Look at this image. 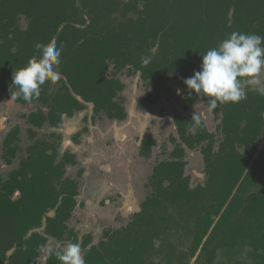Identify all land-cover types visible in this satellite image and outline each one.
I'll return each mask as SVG.
<instances>
[{"label":"trees","instance_id":"obj_1","mask_svg":"<svg viewBox=\"0 0 264 264\" xmlns=\"http://www.w3.org/2000/svg\"><path fill=\"white\" fill-rule=\"evenodd\" d=\"M20 19L25 25L19 24ZM234 31L264 36V0H0V94L15 93L12 73L38 55L37 43L55 42L62 48L61 79L54 87L45 82L38 98L15 99L48 110L28 117L35 128L46 124L56 128L64 117L84 109L85 103L96 114L123 120L119 95L124 85L119 74L126 69L153 89L173 79L186 100L201 97L210 106V98L187 89L184 80L200 70L201 53L218 47ZM222 108L225 130L236 133L233 138L245 145L246 156L230 152L221 170L208 175L205 187H190L181 163L159 165L148 182L152 193L126 227L107 231L95 246L88 247L91 238H84L86 264H150L157 253L169 254L170 264L178 251L164 238V224L169 221L180 228L182 223L196 250L224 207L204 248L216 240L215 251L234 254L228 264H264V150L245 173L264 125V95L247 91L245 99L224 103ZM179 131L194 149L197 136L184 138V131ZM28 132L33 143L26 159L6 181L0 179V264L7 259V264H33L44 252L47 237L64 238L76 206L77 183L64 177L66 167L75 164L74 156L65 152L59 157V135L34 140L36 133ZM19 139L18 128L6 135L7 163L19 152ZM143 155L148 157L149 151ZM253 188L256 193L245 198ZM16 192L20 196L13 199ZM169 205L178 208L181 222L178 211L176 217L161 215ZM52 210L54 216H47ZM43 217L46 236L29 233L41 226ZM54 252L46 264H61ZM208 257L213 263L216 255Z\"/></svg>","mask_w":264,"mask_h":264},{"label":"rangeland","instance_id":"obj_2","mask_svg":"<svg viewBox=\"0 0 264 264\" xmlns=\"http://www.w3.org/2000/svg\"><path fill=\"white\" fill-rule=\"evenodd\" d=\"M19 24L25 25V22H23L22 19H20ZM119 78L121 79V82L124 85V89L120 93V97L123 99L124 108H130V115L132 118V121L134 122V128L136 133L138 132L140 136H142L146 131L149 130L150 136L153 138H156L160 143L161 147L165 146L167 144L171 145L173 147L174 142L172 140H175L176 135L172 132L173 126L171 123H173L172 115L173 112L176 111V105L177 108L181 109V100L182 97L179 95L181 93V90L179 89L177 83L171 79L165 89H162L159 92V98H160V104L159 106H155L153 111L156 114V117H160L159 120H155L154 115H149L150 109L145 110H136L137 102L140 101L143 97L147 96L151 93V89L147 86V83L144 82L139 74H131V69L123 70L119 74ZM257 83L255 84H248L245 86L246 90L249 91H260L262 94H264V70L261 71L259 76L257 77ZM57 82V81H56ZM56 82H52V87L56 84ZM179 90V92L177 91ZM184 104V103H183ZM160 106H162L160 109ZM41 106H38V104H28V105H21L16 103L13 99H11V94L9 93H2L0 94V179L3 181L7 177L10 171L16 170L19 164V160H23L26 157V149L31 146L33 143V140H31V136L28 134L27 129L30 127L25 123V120L23 119L25 114L30 112H35L37 109H39ZM91 105L86 104L85 108L81 110L82 112L87 113L85 118H82L81 124H87V120L90 116L91 112ZM28 110L27 113H25V110ZM138 109V108H137ZM186 115L187 117L192 116L195 114L197 120L203 121L204 125L208 127V130L210 133H217L216 128L218 125V118L217 115L211 111V108L204 103L201 99H198L194 104H187L186 106ZM106 118L103 113L95 114L93 113L91 117V121H94V119H101ZM126 119V117H125ZM159 121V122H158ZM80 126L79 124L75 125L72 123H63L57 128H50L48 126H45L42 130H39L37 132V138H43L45 136L50 135L51 133L57 134L59 132V135L61 137L60 140V147H59V154L60 156L67 152H71L70 145H73L74 135L71 130L73 128ZM75 126V127H74ZM18 128L19 129V142L17 143L19 146L20 151L17 154V157L14 158L11 161L10 165H7L5 161L1 158L2 156V141L4 137L8 134V132L11 129ZM83 134V129H81L80 133L77 134V137L79 135ZM153 134V135H152ZM217 135V134H216ZM174 137V139H173ZM75 137V141H76ZM169 146V149L171 148ZM166 150V148H163L160 153H157L156 158L149 160V166H154L155 163H158L160 161L169 160L170 156L169 153L163 152ZM264 150V130L263 134L259 140L257 153ZM198 151V150H196ZM196 151H188L185 160H186V171L185 174L187 178L189 179V184L191 187L202 183L203 181V171L200 167V160H199V153ZM74 173V172H73ZM236 192V191H235ZM233 191V195L235 194ZM152 193L150 188H147L145 191V194H141L139 197L141 200L137 203L138 207H135L137 209L141 210L142 203L144 202L145 198L147 196H150ZM256 193V188L251 189L248 194H245V198H248L250 195H254ZM145 197V198H144ZM19 197H16L13 195V199H18ZM244 203L247 204V200H244ZM132 206V205H131ZM130 208V207H129ZM122 209V208H121ZM120 209V214L117 215L115 218V222L112 226H109V223H104L106 225H100L99 227L95 225V227H87L91 231L92 234V241L91 244L88 246H95L98 245L99 242L103 239L104 234L107 231H118L123 229L130 221V218L132 217V214H126L122 215ZM176 207H167L164 206V209L161 212V215L164 217V219H167L168 216L176 217L177 211H178V219L177 221L181 222L180 219V212L177 210ZM225 210V207L223 208L221 214ZM54 212V210L50 211ZM47 213L48 214L50 213ZM83 212H79V215H81ZM220 214V216H221ZM72 215V214H71ZM93 216L87 217L86 215L83 216V219L80 220V224H88L89 222H94L92 218H96V213L92 214ZM121 216L125 217L126 220H122ZM215 217L213 219V225L208 233V235L203 239L202 244L199 248L194 250L192 239L190 236L187 235L186 227L182 223L180 228L173 227V224L169 221L164 224L163 231H164V238L169 239V246L175 248L178 251V256L176 258H173L170 264H219V262L228 264L229 258H232V260L235 258L234 254H228L227 250L218 249L215 251L214 246L217 245V242L215 240L213 246L205 249V243L207 241V237L211 233V231L214 229L215 225L217 224L219 217ZM53 217V216H52ZM162 217V218H163ZM98 224V223H97ZM104 227L102 230H99L98 228ZM46 227V221L43 217L41 226L35 229H32L29 233L36 232L42 235L44 234ZM92 228V229H91ZM46 236V235H45ZM77 237V235H76ZM75 237V238H76ZM85 237H88L87 235H84L82 237H77V241H79L81 244ZM75 238H70L69 236H66L62 238L61 240H55L51 239L50 237H47V242L44 245V248H51L53 251L57 250V245L63 246L64 243L67 241H73L75 242ZM14 248L10 249L8 252L12 251ZM211 250L212 253H211ZM7 252V253H8ZM211 254V256H215V261L213 263H210L211 258L208 256ZM169 254L167 253H157L153 256L150 264H168L167 263V257ZM208 255V256H207ZM49 253L43 252L35 261L33 264H46V261L48 259ZM8 263V259L4 264Z\"/></svg>","mask_w":264,"mask_h":264},{"label":"crops","instance_id":"obj_3","mask_svg":"<svg viewBox=\"0 0 264 264\" xmlns=\"http://www.w3.org/2000/svg\"><path fill=\"white\" fill-rule=\"evenodd\" d=\"M130 110L125 108L126 119L123 121L107 117L91 121L93 109L87 124H81L82 118L88 115L81 111L62 121V124L75 125L80 122V126H74L71 130L76 135L73 145H70L71 152H68L76 158V165H68L64 176L78 184L76 206L66 222L68 231H73L77 237L87 235L92 241L91 231L87 227H99V224L107 223L112 226L121 208L122 215L128 213L133 216L140 211L135 207H138L137 203L141 200L139 196L144 195L148 188L154 166H149L151 159L138 155L136 146L139 143L135 142L137 133ZM81 129L83 134L77 137ZM79 212L83 213L79 215ZM95 213L96 218H92L94 222L79 223L84 215L91 217ZM121 218L126 220V216ZM104 227L107 226L98 229Z\"/></svg>","mask_w":264,"mask_h":264},{"label":"clouds","instance_id":"obj_4","mask_svg":"<svg viewBox=\"0 0 264 264\" xmlns=\"http://www.w3.org/2000/svg\"><path fill=\"white\" fill-rule=\"evenodd\" d=\"M34 47L38 55L12 73L11 84L16 91L11 99L31 101L39 97L45 82L61 79L58 69L62 48L55 42L37 43ZM201 54L200 70L184 80L187 89L209 97L212 108L217 102L238 103L246 98L243 85L257 83V77L264 70V36L234 31L218 47ZM42 251L53 253L51 248ZM54 254L61 264H86L79 241H67L62 247L57 245Z\"/></svg>","mask_w":264,"mask_h":264},{"label":"flooded vegetation","instance_id":"obj_5","mask_svg":"<svg viewBox=\"0 0 264 264\" xmlns=\"http://www.w3.org/2000/svg\"><path fill=\"white\" fill-rule=\"evenodd\" d=\"M169 81L170 80H168V82L163 87H161L160 89H153V88L149 87L151 89V93L148 94L147 96L143 97L140 101L137 102L136 106H137L138 109L136 108V110L139 111L140 109L141 110L150 109L149 115H154L153 117H155V120L156 119L159 120L160 117L159 118L156 117V114L153 111V109L155 108V106H159V104H160L159 92L162 89H165L167 87ZM246 85H248V84H245L243 86L245 92H247V91L248 92H252V91H249V90L245 89ZM256 92H260V91H256ZM179 95H181V97H182L181 109L177 108V105H176V107H175L176 111L173 112V115H172L173 123H171L172 126H173V131L172 132L176 135L175 140H172V142H174L173 147L171 145H169V144L161 147L160 143H158L159 141L156 138H154V137L152 138L150 136L151 131L149 132V130L146 131L142 136H140L139 133L137 132V135L135 137V142L139 143V145L136 146V147H138V155L142 156V157H144L146 159H151L152 160V159L156 158L157 153H160L163 148H166V150H164L163 152L168 151L167 153H169L168 155L170 156V159L155 163L154 164V169L157 168L159 165L164 164V163H173V162L181 163V165H182V175H183V177L187 178V176L185 174L186 165H187L186 160H185V156H186L188 151H193V150L196 151V150H198L196 152L199 153L198 155H199V160H200V167L202 168V171H203V174H202L203 181H202V183H199L197 185H201V186L205 187V183L207 181L208 175L210 174V175L213 176L215 173H218L221 170L222 163L227 160L226 156L229 155L230 152H238V153L242 154L243 156H246V154H245L246 147H245V145L240 144L238 141H235V139L233 137L236 138V136H235L236 133H233L232 129H231L230 132L228 130L227 131L225 130V127H224V124H223L224 116H223V112H222V109H223L222 107H223L224 102H217V105H216L215 108H212L211 105L209 106L207 104L211 108V111H213V113L215 115H217V118H218L217 119L218 120V125H217V128H216V130H217L216 132L217 133L213 134V133L209 132L208 127L203 124L204 123L203 121H201L199 119L195 121V119H196L195 114H193L190 117L185 116L186 115L185 113L187 111V110H185L187 104H190V105L194 104L198 99H201L204 103H206V102L201 97H199L197 100H195L193 102H190V101H188V100H186L184 98V93L182 92V90H181V93H179ZM13 100L15 101V99H13ZM83 105H84V108H85L86 103L83 104ZM89 105H91V104H89ZM38 106H41V107L39 109H37L35 112L27 113L28 110L26 109L24 112L27 113V114H25V116L23 118L25 120V123L28 126H30L27 129V132L29 130H31L32 132L36 133V138L34 140L40 139V138H37V132L39 130H42L45 126H48L46 124V125L43 126V128L38 129V128H35L34 126H32L30 123H28V117L31 114L37 113L38 110L42 111L43 113H47L48 112V110L46 108H44L42 105L38 104ZM91 107L93 109L92 105H91ZM123 107H124V104H123ZM161 107L162 106H160V109H162ZM124 112H125V108H124ZM76 113L77 112H75L74 114H76ZM93 113H95L94 110H93ZM103 115H105L108 119H110L106 114L103 113ZM71 117H64V118H71ZM125 117H126V112H125ZM261 117H262V119H264V112L261 113ZM63 119H62V121H63ZM110 120H115V119H110ZM123 120H125V118ZM123 120H119V121H123ZM61 124H62V122L58 126H60ZM244 126H245V122H242L241 129ZM12 130L13 129H11L10 131H12ZM179 130H183L184 131V133H183L184 138L197 136V138H196L197 140L195 141V144H194V149H190L188 144H186L182 140L183 137L181 136V133H180ZM263 130H264V125H263V128L260 131V134L255 139V143L254 144H255V148L256 149L254 151V154L251 157L249 156V158H250L249 159V164H248V167L245 170V173L249 170V168L255 162H258L261 159L260 154H261L262 151L257 153V148H258L259 140H260V138H261V136L263 134ZM28 134H29V132H28ZM240 136H242V134H240ZM5 137H4V139H5ZM4 139L2 141V156H1V158L5 161V163L7 165H10L11 162L7 163L6 159L3 157V155H4V147H3ZM173 139H174V137H173ZM169 146H171L170 149H169ZM146 150L149 151V156L148 157L143 155V151H146ZM25 152H26V157H27V149H26ZM17 154H18V152H17ZM17 154H16V156L14 158L17 157ZM26 157H25V159H26ZM59 157H62V156H60V154H59ZM14 158L10 159V161H12ZM23 160H19V164H18V167H17L16 170H18L20 168L21 162ZM74 165H76V158H75V164ZM154 169L152 171V175L154 174ZM12 171H14V170H12ZM12 171H10L9 174ZM9 174L7 175L5 180H3V181H6L8 179ZM197 185H195V186H197ZM190 187H191V185H190ZM234 192H235V190H234ZM19 196H20V193H19ZM168 207H173V206L169 205ZM71 232H73V231H68V229H67V233H66V235L64 237L69 236L72 239L75 238L76 237V233H75V237H74V236H71ZM76 239H77V237H76ZM13 251H14V249H13Z\"/></svg>","mask_w":264,"mask_h":264},{"label":"water","instance_id":"obj_6","mask_svg":"<svg viewBox=\"0 0 264 264\" xmlns=\"http://www.w3.org/2000/svg\"><path fill=\"white\" fill-rule=\"evenodd\" d=\"M15 196L18 197V196H19V193L16 192ZM48 216H49V217L54 216V212H50V213L48 214ZM12 253H13V250L10 251V252H8V253H7V257L9 258V257L11 256Z\"/></svg>","mask_w":264,"mask_h":264}]
</instances>
